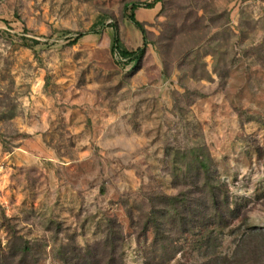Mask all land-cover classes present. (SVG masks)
<instances>
[{
  "label": "rangeland",
  "instance_id": "374dc122",
  "mask_svg": "<svg viewBox=\"0 0 264 264\" xmlns=\"http://www.w3.org/2000/svg\"><path fill=\"white\" fill-rule=\"evenodd\" d=\"M0 264H264V0H0Z\"/></svg>",
  "mask_w": 264,
  "mask_h": 264
},
{
  "label": "trees",
  "instance_id": "16d2710c",
  "mask_svg": "<svg viewBox=\"0 0 264 264\" xmlns=\"http://www.w3.org/2000/svg\"><path fill=\"white\" fill-rule=\"evenodd\" d=\"M157 3V1H156ZM156 3H150V4H131V5H125L124 6V11H127V9H130V15L128 16V21L136 28L138 29L142 35H144V29L141 25V23L139 21H137L136 17H135V12L140 9V8H144V9H151L153 8V5ZM86 34L83 33H79L77 34L76 38L72 41V44H75L79 39H81L83 36H85ZM117 42V38L115 40ZM135 53L138 54V56H142L144 51L143 48L141 49H137L136 51H134Z\"/></svg>",
  "mask_w": 264,
  "mask_h": 264
}]
</instances>
